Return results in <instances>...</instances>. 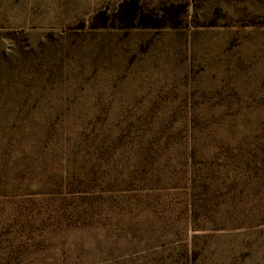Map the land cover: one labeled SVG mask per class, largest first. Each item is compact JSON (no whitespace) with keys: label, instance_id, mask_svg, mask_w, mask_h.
Listing matches in <instances>:
<instances>
[{"label":"rangeland","instance_id":"rangeland-1","mask_svg":"<svg viewBox=\"0 0 264 264\" xmlns=\"http://www.w3.org/2000/svg\"><path fill=\"white\" fill-rule=\"evenodd\" d=\"M123 1L0 0V264H264V0Z\"/></svg>","mask_w":264,"mask_h":264},{"label":"trees","instance_id":"trees-1","mask_svg":"<svg viewBox=\"0 0 264 264\" xmlns=\"http://www.w3.org/2000/svg\"><path fill=\"white\" fill-rule=\"evenodd\" d=\"M139 2L136 0H125L121 2L118 6V11L115 16V20L119 21V25L121 27H133L137 24L143 25V26H152V27H162L166 25L170 26H178L180 25V22H171L168 23L165 21L166 14H162L161 16L156 17L154 22H147L144 21L145 17L147 16L146 13H140L139 7H138ZM175 13V12H174ZM106 15L104 12L100 13V15ZM174 18H177V13L176 15H172ZM97 17V16H96ZM178 15V19H179ZM139 21V23H138ZM109 22V16L106 15V18H104V21L99 24H94L93 27H107L110 25Z\"/></svg>","mask_w":264,"mask_h":264}]
</instances>
